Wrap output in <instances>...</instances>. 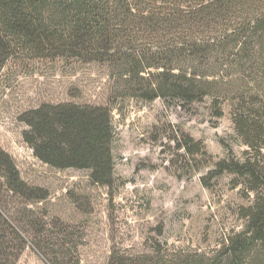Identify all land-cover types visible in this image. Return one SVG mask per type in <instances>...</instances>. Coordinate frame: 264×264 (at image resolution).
<instances>
[{
    "label": "rangeland",
    "instance_id": "obj_1",
    "mask_svg": "<svg viewBox=\"0 0 264 264\" xmlns=\"http://www.w3.org/2000/svg\"><path fill=\"white\" fill-rule=\"evenodd\" d=\"M64 103L111 112L113 186L94 184L89 171L47 166L25 142L28 126L21 116ZM237 120L245 121L256 143L263 141L253 128L264 126V105L245 106L233 96L221 104L207 98L189 105L124 97L105 66L19 52L0 71V146L22 179L49 197L13 199L11 208L27 230L50 244L64 243L80 264H205L222 258L231 239L247 230L264 190L250 176L220 174L217 167L224 160L264 165V151L245 144ZM185 141L202 151L191 153ZM25 242L17 264H49ZM261 249L255 252L264 257Z\"/></svg>",
    "mask_w": 264,
    "mask_h": 264
},
{
    "label": "trees",
    "instance_id": "obj_2",
    "mask_svg": "<svg viewBox=\"0 0 264 264\" xmlns=\"http://www.w3.org/2000/svg\"><path fill=\"white\" fill-rule=\"evenodd\" d=\"M19 52L105 66L124 97L189 105L207 98L221 104L233 96L245 106L264 105V0H0V71ZM21 122L40 162L89 171L94 184L113 186L114 131L106 107L44 104L25 112ZM257 124L261 143L237 120L245 144L262 152L264 126ZM185 146L193 154L203 149L187 141ZM217 167L220 174L250 176L264 188L262 164L224 160ZM48 197L22 179L0 146V264H17L25 238L49 264H80L64 243L50 244L27 230L11 208L13 199ZM258 198L247 230L231 239L224 257L205 264H264L255 252L264 251V190Z\"/></svg>",
    "mask_w": 264,
    "mask_h": 264
}]
</instances>
